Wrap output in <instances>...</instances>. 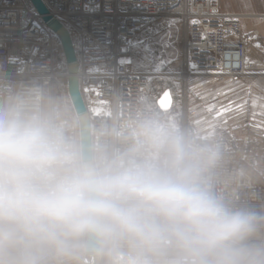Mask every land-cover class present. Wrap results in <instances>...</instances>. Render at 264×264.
Wrapping results in <instances>:
<instances>
[{"label":"clouds","instance_id":"9594fccd","mask_svg":"<svg viewBox=\"0 0 264 264\" xmlns=\"http://www.w3.org/2000/svg\"><path fill=\"white\" fill-rule=\"evenodd\" d=\"M220 152L171 108L113 139L36 84L0 89V264H264V212L216 190Z\"/></svg>","mask_w":264,"mask_h":264},{"label":"built area","instance_id":"2783aa9c","mask_svg":"<svg viewBox=\"0 0 264 264\" xmlns=\"http://www.w3.org/2000/svg\"><path fill=\"white\" fill-rule=\"evenodd\" d=\"M42 1L70 33L79 91L101 138H115L129 115L148 106L143 96L150 79L175 78L179 89L174 94L169 89V108L176 120L199 137L212 128L202 140L215 142L220 152L216 190L238 206L264 212V181L246 164L261 148V138L254 131L241 132L221 111L210 109L199 89L210 77L264 75V35L256 61L261 65L246 66L254 35L242 33V14L222 11L219 0ZM176 20L182 26L179 70L151 74L131 69L132 50L153 45L154 35ZM56 40L29 0H0V89L17 83L56 89L58 94L50 90V95L67 108L68 72L63 57L55 55L60 48Z\"/></svg>","mask_w":264,"mask_h":264},{"label":"crops","instance_id":"0c3cea01","mask_svg":"<svg viewBox=\"0 0 264 264\" xmlns=\"http://www.w3.org/2000/svg\"><path fill=\"white\" fill-rule=\"evenodd\" d=\"M218 5L222 11L243 15L239 22L242 33L254 35L246 59L249 62L261 59L258 47L261 44L259 37L264 35V0H219ZM199 89L210 100V109L224 107L223 112L231 124H236L241 132L254 131L256 138H261V148L253 158L246 160V164L264 181V75L210 77ZM211 131L212 128H207L200 138L207 139Z\"/></svg>","mask_w":264,"mask_h":264},{"label":"rangeland","instance_id":"374dc122","mask_svg":"<svg viewBox=\"0 0 264 264\" xmlns=\"http://www.w3.org/2000/svg\"><path fill=\"white\" fill-rule=\"evenodd\" d=\"M182 26L176 20L174 25L168 30H162L154 35L153 45L144 46L137 45L130 54V68L136 71L155 74L164 70L177 71L180 68V50H181ZM57 44L58 43V40ZM56 46V44H55ZM59 46V45H58ZM250 49V48H249ZM55 55L60 59L63 57L60 48H57ZM253 63V62H252ZM170 89L173 94L179 89V82L175 78L169 77H155L149 80L147 88L145 89L143 99L145 104L151 106L156 103V98L159 95L157 91ZM48 94L50 90L57 93L56 89H44ZM197 93V92H195ZM194 98V96H191ZM66 102H68L66 94ZM193 104L196 105L193 101ZM210 104V100H209ZM68 107H71L70 104ZM224 108V107H223ZM223 108L217 109L221 111ZM200 109V108H198ZM258 173V172H257Z\"/></svg>","mask_w":264,"mask_h":264},{"label":"water","instance_id":"95a60500","mask_svg":"<svg viewBox=\"0 0 264 264\" xmlns=\"http://www.w3.org/2000/svg\"><path fill=\"white\" fill-rule=\"evenodd\" d=\"M29 3L32 8L37 12V14L41 17V20L56 36L60 49L62 51L63 59L66 64L67 70L69 73L72 72L69 66L73 64L76 66V56L69 31L61 24V22H59L52 15L49 14L48 8L42 0H29ZM166 92L170 93V90L165 89L156 101L157 105H159L162 109H168L172 99L171 93L170 96L165 97L164 94ZM66 94L74 115L85 117L89 122V117L87 115L83 99L79 91V85L75 76L68 77ZM161 101L163 102V106Z\"/></svg>","mask_w":264,"mask_h":264},{"label":"bare ground","instance_id":"6f19581e","mask_svg":"<svg viewBox=\"0 0 264 264\" xmlns=\"http://www.w3.org/2000/svg\"><path fill=\"white\" fill-rule=\"evenodd\" d=\"M75 51V50H74ZM75 56H76V54H75ZM66 65V64H65ZM261 65V63L260 62H249V61H247L246 60V66H248V67H255V66H260ZM70 67V70L72 71V72H68V70H67V72H68V76H67V78H66V81H65V83H66V86H67V79H68V77L69 76H75V78L77 79V83H78V85H79V77H78V66H77V57H76V66L73 64V65H71V66H69ZM66 69H67V67H66ZM76 69V70H75ZM75 70V71H74ZM68 102H69V100H68ZM70 104V103H69ZM71 106V105H70ZM68 108V110L72 113V114H74L73 113V110H72V107H67Z\"/></svg>","mask_w":264,"mask_h":264},{"label":"snow or ice","instance_id":"6c2138e0","mask_svg":"<svg viewBox=\"0 0 264 264\" xmlns=\"http://www.w3.org/2000/svg\"><path fill=\"white\" fill-rule=\"evenodd\" d=\"M164 95H165V97H168V96H170V93L166 92ZM161 103H162V106H163V102L162 101H161Z\"/></svg>","mask_w":264,"mask_h":264},{"label":"trees","instance_id":"16d2710c","mask_svg":"<svg viewBox=\"0 0 264 264\" xmlns=\"http://www.w3.org/2000/svg\"><path fill=\"white\" fill-rule=\"evenodd\" d=\"M162 91V89L160 91H157V93L159 94Z\"/></svg>","mask_w":264,"mask_h":264}]
</instances>
